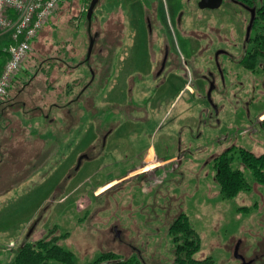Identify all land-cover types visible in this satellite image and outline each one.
<instances>
[{
	"label": "rangeland",
	"instance_id": "374dc122",
	"mask_svg": "<svg viewBox=\"0 0 264 264\" xmlns=\"http://www.w3.org/2000/svg\"><path fill=\"white\" fill-rule=\"evenodd\" d=\"M152 1L130 2L137 19L124 25V19L129 21L134 14L125 0H98L89 26L90 3L67 0L37 35L43 47L33 49V57H27L7 93L24 90L8 110V129L29 109L32 113L31 108L41 107L45 114L53 101L61 98L66 103L85 87L78 103L70 105L75 116L67 123L63 140L45 119L31 127L33 136L42 132L49 155L61 144V155L52 153L41 176V169L36 174V153L16 154L12 142L0 141V264H10L17 248L52 231L69 232L60 242L73 251L76 264H102L99 258L106 252L134 258L135 264H175L170 225L182 212L200 237L195 257L211 258V264H242L236 257L238 246L245 264H264V184L254 181L238 161L240 146L264 153V70L252 72L238 63L251 13L232 0H224L219 9L199 8L198 0H191L177 7L184 11L179 27L163 26L152 12L151 8L156 10ZM162 8L158 7L161 13ZM165 11L171 16L173 8L167 5ZM146 14L152 16L153 31L143 19ZM221 17L226 22L218 21ZM115 31L123 37L122 43H113L120 51L118 66L110 60ZM152 32L169 37L178 81L174 91L163 87L154 95L149 79L129 82L141 70L125 64L129 44H135V65L147 67L145 39ZM128 34L132 43L124 40ZM91 36L95 38L91 62L73 69L88 53ZM5 39L0 35L4 53ZM217 48L229 50L235 58L231 63L227 55L219 56L229 70V85L224 87L227 93L218 117L205 100L209 82L200 80L208 68L215 69ZM0 58L5 60L6 53ZM41 63L44 69L36 75ZM152 68L151 63L145 74ZM215 92L214 97L220 98L221 90ZM128 93L140 104L129 105ZM88 97L93 99L89 107ZM225 133L229 137L220 142L236 139L196 148ZM231 147L235 149L230 155L252 189L224 198L213 160ZM242 206L250 207V212L240 210Z\"/></svg>",
	"mask_w": 264,
	"mask_h": 264
},
{
	"label": "trees",
	"instance_id": "16d2710c",
	"mask_svg": "<svg viewBox=\"0 0 264 264\" xmlns=\"http://www.w3.org/2000/svg\"><path fill=\"white\" fill-rule=\"evenodd\" d=\"M237 1L243 5L252 6L256 10L255 20L253 23V32L250 35L249 51L243 59V63L251 69H255L257 65H264V0H232ZM43 29V28H42ZM42 29L38 32L41 34ZM89 32V31H88ZM90 35V34H89ZM9 39L2 40L1 44H8ZM41 42L37 41V36L32 41V50L29 53V58L33 53V49L40 47ZM43 47V45H41ZM4 52L0 48V57H4ZM7 55V54H6ZM35 56V55H34ZM33 57V56H32ZM31 57V58H32ZM53 58V56L51 57ZM92 60V56H88V53L83 56L82 60L76 65L71 66L73 69L82 64H89ZM6 59L0 58V71L5 63ZM59 60L54 64H58ZM41 63L36 71V75L40 74L44 69ZM51 65V66H53ZM53 69L47 70L48 76L51 75ZM45 73V72H44ZM91 73L94 75L96 70L91 68ZM19 76L17 75L16 79ZM14 80V81H15ZM84 87H81L80 91L74 98H71L66 103L55 101L50 104V107H61L65 109L67 116L69 117L67 123L71 118L75 116L70 110V105H76L84 92ZM69 90V89H67ZM24 91V90H23ZM93 99L88 97L86 105L92 103ZM68 106V107H67ZM39 110L41 107H37ZM42 111V110H41ZM75 120V119H73ZM264 122V120H263ZM262 122V123H263ZM63 129H69L68 124ZM233 149V150H232ZM235 148L231 147L224 150L213 160V166L216 169V180L220 187V192L224 198H233L243 190L252 189V183H250L245 176V173L240 167H237L234 160L235 158L230 155L231 151ZM238 161L244 168L251 172V176L254 181L259 184H264V153L256 154L251 149L244 146L238 147ZM123 180L120 183H123ZM240 210L244 212H250V207L242 206ZM57 229V228H56ZM170 232L174 237L175 244V264H211V258L199 259L194 254L200 249V237L194 227L192 226L188 216L185 213L179 214L176 219L170 225ZM69 232L61 235L53 234V231L46 237L33 243H26L23 246L15 250V256L11 260L10 264H50L52 261H57L63 264H76L73 251L67 249L60 239L68 236ZM104 260L102 264H135L134 258L122 259L115 257L113 253L106 252L102 254L99 261Z\"/></svg>",
	"mask_w": 264,
	"mask_h": 264
},
{
	"label": "flooded vegetation",
	"instance_id": "af4514ba",
	"mask_svg": "<svg viewBox=\"0 0 264 264\" xmlns=\"http://www.w3.org/2000/svg\"><path fill=\"white\" fill-rule=\"evenodd\" d=\"M187 1H191V0H165V1L164 0H153L151 3H153L155 5V7L156 6L158 7V4H160V3H164L165 7H166V4H167L169 7L173 8V11L171 12V16L169 14L170 12L166 13V11L164 10V13H163L164 15H163L161 12H158V10H156V13H157L156 16H155L156 17V21L158 23H160L161 25H163V26L165 24L172 23V24H174V25L179 27L180 24L184 22V11L180 10V9L177 10L178 9L177 7L179 6V4L181 2H187ZM198 1H197V6H198ZM232 2L234 4H237V5L241 6V8H244V9L248 10L250 13H251L250 9L254 8L252 6L243 5V4H241V3L237 2V1H232ZM130 4H129V8L131 10L133 9L132 11H134V9H135L134 6L132 5V3H130ZM223 4H224V0H223L222 5ZM222 5L219 8H221ZM219 8H217V9H219ZM142 9L144 11L146 10L145 7H143ZM134 15H135V11H134V14L131 15L130 18L128 19L129 20L128 23L129 22L130 23L134 22L137 19V17L135 18ZM143 19L145 20V22L147 23L148 27L150 28V31L151 30L153 31L154 22H152V16L146 14V16H144ZM226 19H228V18L226 17ZM218 21L222 22V21H225V19H223V17H221L220 19L218 18ZM248 26H249V24H248ZM248 26L246 28L244 41L242 42L241 54H240V56L238 58V63L242 64L244 69L247 68V69H249L252 72H259L260 70H264V65H257V67L255 69H251V68H248L243 63V59L246 56V54L248 53V51H249L248 49H249V43H250V35L253 32V25H252L250 33L248 34V32H247ZM237 34L241 35V32H240L239 28H237ZM149 35L150 36H148L145 39V43H146V46L148 48V57L145 58V59L148 60V65H147L146 68L148 69L151 63H152V67L153 68H152L151 72H149L148 74H145V73H147V72H145V70H147L146 68H144V69L138 68L135 65V60L136 59H135V57L133 55V49H132V48H134L135 44L134 45L129 44L130 47H129L128 51L126 52V55H125L126 67L128 69L129 68L131 69L132 67L140 69L141 70V75L138 76L136 74H132L130 76V78H128V80H129V82H132L134 84L135 81H138L140 79H142V80L149 79L148 82L152 84V88H155V90L152 92L153 95H154L155 92H156L155 94H159L160 89L163 88V87L167 88V92L174 91L175 88L178 85V81H177V79L175 77L174 69H173L174 60H175V53H174V49L171 46V41H170L168 36L164 37L162 34H160L161 37H159L158 34L155 35L153 32L150 33ZM122 40L123 39L121 37H119V34H117L115 32L114 36H113V40H112V52H111V55H110V60H111L112 63L114 61L115 66L119 65L118 61H119V58H120V56H119L120 51H118V52L115 51L116 49L113 48V43L116 42V43L120 44V42L122 43ZM124 40L130 41L131 43H132V41H134L132 34L126 35ZM216 51H215L214 58H213L214 59V68L215 69L213 70V69L208 68L206 72L202 73V76L200 77V80L201 81L204 80V81H208L209 82V87H208V89L206 91V94H205V100H206V103L209 105V109H212L211 113H213V114L215 113L216 117H218L219 114H220V111H221L220 108L223 105L222 103H223L224 99L226 98L225 94L227 93V91L225 90L226 88H224V87H227V85H229V83L227 81V74H226L227 72H229V70H228L226 65H223V64L220 63L219 56H220V54L221 55H225V56L227 55L230 58L229 61L231 63L235 62V58H234L233 54H231V57H230V51L227 50V49L217 48ZM228 66H229V68L233 67L232 64H230ZM135 72L138 73L139 70H137ZM132 78H133V80H132ZM234 84H237V81ZM198 86H199V84H197L196 87H198ZM185 87H187V86H185ZM190 87L193 88V86H191V85H190ZM218 88H219V90H221L220 98H216V96L214 97V93L216 94L215 91H217ZM193 92L195 93L194 89H193ZM129 93L131 94V91ZM129 93H128V95H129L128 99L131 100V102L128 101L129 105L133 104V103H139V102H137L135 100L133 101V98H132V96ZM199 96L201 97L200 94H199ZM217 100H218V102H219V100L222 101V102L217 104L216 103ZM237 115H239V114H237ZM229 135H230V133H228V134L225 133L222 136H220L218 139H216V145L220 144L222 142L228 141V140L234 141L236 139V137L234 136L235 138L232 137V138H228L227 140H224V141H221V142L219 141L222 137L226 138V137H229Z\"/></svg>",
	"mask_w": 264,
	"mask_h": 264
},
{
	"label": "built area",
	"instance_id": "2783aa9c",
	"mask_svg": "<svg viewBox=\"0 0 264 264\" xmlns=\"http://www.w3.org/2000/svg\"><path fill=\"white\" fill-rule=\"evenodd\" d=\"M67 0H0V35L7 36L6 61L0 71V99L5 97L30 51L32 41ZM84 5L91 0H82Z\"/></svg>",
	"mask_w": 264,
	"mask_h": 264
},
{
	"label": "crops",
	"instance_id": "0c3cea01",
	"mask_svg": "<svg viewBox=\"0 0 264 264\" xmlns=\"http://www.w3.org/2000/svg\"><path fill=\"white\" fill-rule=\"evenodd\" d=\"M125 1L128 4H130V2H134V0H125ZM138 2H139V0H138ZM162 6H163L162 13H164V10H165L164 3L158 4V7H162ZM166 6H167V4H166ZM158 7L156 6V10H158ZM151 9H152V12H154V11L156 12L154 7ZM158 12H159V10H158ZM127 23H128V21L126 18V19H124V25H127ZM123 34H124L123 36H125L126 33H123ZM113 35H114V33H113ZM22 92H23V90L22 91L18 90L17 94L11 93V94H8L7 96L3 97L2 99H0V134L2 133V135H0V141L3 140V141L8 142V143L12 142L11 145L14 148L16 154L17 153H19V154L20 153H23V154L26 153L27 154L29 151H30V153H36V155H35V156H37V158H36L37 159V161H36V174H37V170L41 169L39 171V174L41 176V174L45 172V169H46L48 163L50 161H52L51 160L52 153L55 152V154H57V156L61 155V153H60V145L61 144L58 145L59 149H57L53 152L51 151V153L49 155V152H47V150H46L47 141H46V139L42 138V136H43L42 132L39 131L40 132V133L38 132L39 134L33 136V134L30 133V132H32L31 127L35 126L34 122H36V124H37L41 119L42 120L45 119L46 124L48 126L55 127V132H53V133L57 134L59 136V138H61L63 140V138H62L63 134L65 132L69 131V129H63V127L67 123L68 116H67V113L65 112V109H63L61 107H52V108L50 107L48 109V112L45 114L41 110L37 111L38 108L34 107V108H31L34 112L31 113V110L29 109V111L27 113H25V115L23 113H22L23 115L20 114L21 116L17 117L15 120H13L11 122L10 129H8V127H7L8 123L6 122V119H5L7 117L8 110H10V106H13L14 104H16L15 97L20 93L22 94ZM55 101H57V100H55ZM55 101H53V102H55ZM61 101H62V99L60 98V103H61ZM25 104H26V101H25ZM22 109L23 108L21 107V110ZM53 111H56L54 113V116H52ZM76 119H79L78 116L76 117ZM48 132H51V131H48ZM214 142H216V141H213V142H210L207 144L198 145L196 148H199L201 146H203V147L208 146ZM188 151L189 152L193 151V148L186 149L183 152H188ZM48 156H49V159H48ZM59 159H60L59 161H61L62 157ZM38 164H40V165L38 166ZM25 180H27V177L23 181H25Z\"/></svg>",
	"mask_w": 264,
	"mask_h": 264
},
{
	"label": "water",
	"instance_id": "95a60500",
	"mask_svg": "<svg viewBox=\"0 0 264 264\" xmlns=\"http://www.w3.org/2000/svg\"><path fill=\"white\" fill-rule=\"evenodd\" d=\"M97 2L98 0H91L89 8H88L87 18L89 20V26L91 25L90 21H91L92 13H93L94 7ZM222 3H223V0H199L198 6L199 8H203V9L204 8L216 9V8H219L222 5ZM250 10H251V19H250V23H249L248 30H247L248 34L250 33V30L252 28V25L255 20V15H256V10L254 8H251ZM96 35L97 34H95V36ZM94 39H95L94 36H91L89 48H88V56H90L92 53L93 46H94ZM237 249H238V246L236 247V257L240 258L243 261L242 264H245L246 263L245 258L237 252Z\"/></svg>",
	"mask_w": 264,
	"mask_h": 264
}]
</instances>
